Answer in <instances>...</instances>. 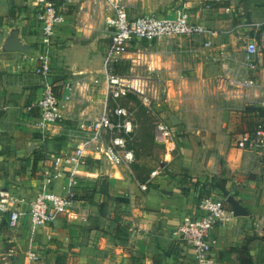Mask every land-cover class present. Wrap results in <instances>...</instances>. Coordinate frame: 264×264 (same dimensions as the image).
Masks as SVG:
<instances>
[{"label":"crops","instance_id":"crops-1","mask_svg":"<svg viewBox=\"0 0 264 264\" xmlns=\"http://www.w3.org/2000/svg\"><path fill=\"white\" fill-rule=\"evenodd\" d=\"M34 1L0 0V199L13 205L10 201L18 198L24 208L39 193L51 157L73 152L78 142L77 122L101 114L103 92L93 80L102 73L110 42L105 26L110 13L105 9L107 0H55L65 20L56 33L49 79L59 96L68 84L73 83L74 90L66 104V119L44 137L36 127V104L42 97L45 78L37 72L40 46ZM214 2L221 7L215 8ZM157 6L166 11L165 16L158 15L160 18L173 19L178 10L185 9L191 22L217 33L209 36L210 47L204 45L206 39H184L200 44L190 48L195 55L204 51L210 57L220 53L225 58L222 63L201 62L197 72L203 74L205 82H211L213 77L206 72L215 67L224 98L234 96L243 101L236 109L246 125L255 111L254 118H260L256 128L264 118V0H157ZM103 37L107 39L103 41ZM235 40L248 43L246 58L238 51L237 56L232 55L231 42ZM251 43L258 46L259 53L250 57L247 46ZM234 110L231 106L225 109L226 119L218 129H227ZM211 126L190 123L188 128L202 133L214 131ZM200 138L195 135L193 139ZM209 147L168 144L173 158L142 182L114 178L112 170L121 176L123 171L110 166L105 174L109 175L108 182L102 188L96 175L98 162L104 160H89L90 166L80 172L77 203L34 235L31 244L38 249L36 264H43L48 255L54 256V264H195L193 250L176 239L174 232L184 218L199 216L200 202L210 195L221 200L224 209L223 220L212 231L213 258L221 264H264V153L243 152L245 159L234 158L239 165L228 169V164L219 165L228 148L220 144L219 150L207 155ZM54 184L59 190L62 177H56ZM92 190L91 203L79 200ZM114 200L122 202L125 213L120 214L126 221L121 222L119 212H113L107 225V208ZM3 220L7 223V215L0 213ZM15 230L25 237L5 236L0 240L7 239L15 246L17 264H27L31 240L28 222ZM1 243L0 264L6 250Z\"/></svg>","mask_w":264,"mask_h":264},{"label":"built area","instance_id":"built-area-1","mask_svg":"<svg viewBox=\"0 0 264 264\" xmlns=\"http://www.w3.org/2000/svg\"><path fill=\"white\" fill-rule=\"evenodd\" d=\"M107 2L105 9L110 13L105 18V26L110 42L102 73L93 80L97 90L103 92L101 114L96 119H81L77 122L78 142L73 152L51 157V166L44 172L39 193L28 202L27 208L23 207L18 198L10 201L13 205L0 199V213L7 215L10 229H18L25 222L29 224L31 240L27 264H36L39 260L38 249L31 244L34 235L40 229L53 225L77 203L76 189L80 183V172L90 166L89 160H104L118 169L134 163L136 154L132 141L135 122L133 114L121 101L134 97L150 111L158 109L165 101L167 88L161 78L134 72L119 73L116 69L117 62L132 47L144 41L206 39L204 45L210 47L209 36L217 35L215 31L191 22L185 9L178 10L173 19H164L153 14L133 17L124 4L110 0ZM34 6L38 9L37 31L40 46L37 72L45 78L42 97L36 104V127L46 137L54 126L66 119V104L72 100L74 84H68L66 92L59 96L55 85L49 79L52 74L51 57L56 33L65 20L62 7L55 0H35ZM247 53L250 57L258 54V46L255 43L249 44ZM158 129L164 136L171 137L170 125L161 123ZM236 147L247 153H264V121L253 131L242 133ZM56 177L63 179L59 190L54 187ZM142 189L147 190V186L143 185ZM197 210L199 216L184 218L174 236L193 250L195 264H221L212 256L215 246L212 231L223 220L222 201L210 195L200 202ZM15 252V246L3 252L1 264H17Z\"/></svg>","mask_w":264,"mask_h":264},{"label":"rangeland","instance_id":"rangeland-1","mask_svg":"<svg viewBox=\"0 0 264 264\" xmlns=\"http://www.w3.org/2000/svg\"><path fill=\"white\" fill-rule=\"evenodd\" d=\"M124 4L133 17H140L143 15H166L163 8L157 6V0H113ZM169 14V12L167 13ZM102 34L105 36L106 31L104 25H101ZM103 41L107 37L102 38ZM231 46L234 47L233 54L237 56H245V46L247 42L233 41ZM200 44H196L188 39L176 38L174 40L164 39L161 41L148 42L144 41L133 47L129 53L123 57V63L117 66V71L121 73H141L154 77H159L164 82L167 93L165 102L154 111L148 110L142 106L134 97H127L121 101V104L127 107L133 114L135 122V134L132 141L135 149L136 159L134 163L127 167L120 168L123 172H118L116 169L112 170L111 175L114 178L146 181L152 176V173L159 169H164L165 165L173 158V153L169 151L168 144H209V152L211 154L214 149L219 150V145L224 144L228 148V155L224 160H219V165L228 164L226 168L235 169L239 165V161H235L238 157L243 158L244 153L236 147L237 140L240 135L246 130H253L260 118H254L255 111L250 115L247 125L243 121V117L239 115L236 108L239 102L236 97L232 96L230 100L224 98V90L218 85L215 76L217 70L215 67L208 68L207 76L213 77V81L205 82L202 79L201 73L196 69L199 63L210 61L214 63L225 62V58L219 53L214 57H210L209 52L204 51L200 55H195L190 48ZM209 58H211L209 60ZM216 59V60H215ZM235 98V100H234ZM238 98V97H237ZM235 109L229 118L228 127L225 130H220V122L225 117V109L230 107ZM176 115L181 121L180 125L172 126L170 121L171 115ZM258 114H255L257 116ZM264 121V118L261 119ZM167 124L172 127L171 137L164 136L158 126ZM207 125L214 131L202 133H194L188 128V125ZM197 135L200 140L193 139ZM195 140V142H193ZM240 153L243 155L241 156ZM234 156V157H230ZM235 158V159H234ZM98 181L100 188L108 182L109 175H105L110 165L104 161L97 164ZM79 187V186H78ZM115 201V200H114ZM112 201L107 208L106 224L110 225V215L113 212L125 213L120 204V201ZM127 201V199H125ZM124 204V203H123ZM116 205V206H114ZM115 210V211H113ZM114 221V220H113ZM120 221L125 222V215L120 214ZM113 226V224H111ZM17 236L25 237L20 231L12 230L3 220L0 221V238L8 236L9 238ZM125 237V236H124ZM123 240V239H122ZM2 241L3 249H12L14 245L7 242V239ZM5 250V251H6ZM49 256V255H48ZM46 256L43 264H54V256ZM185 261H183L184 264ZM75 264V263H70Z\"/></svg>","mask_w":264,"mask_h":264},{"label":"trees","instance_id":"trees-1","mask_svg":"<svg viewBox=\"0 0 264 264\" xmlns=\"http://www.w3.org/2000/svg\"><path fill=\"white\" fill-rule=\"evenodd\" d=\"M213 6L215 8H219V7H221V4H219L218 2H214L213 3ZM94 193H95V190H92V192H85V194H83L79 198V200L82 201V202H84V203H91L93 201V195H94ZM120 201L125 202L124 199H120Z\"/></svg>","mask_w":264,"mask_h":264},{"label":"water","instance_id":"water-1","mask_svg":"<svg viewBox=\"0 0 264 264\" xmlns=\"http://www.w3.org/2000/svg\"><path fill=\"white\" fill-rule=\"evenodd\" d=\"M170 121L172 126H177L180 124V120L175 115L171 116Z\"/></svg>","mask_w":264,"mask_h":264}]
</instances>
